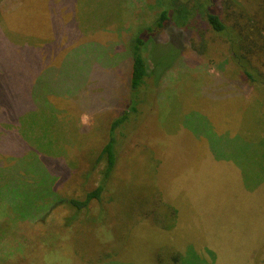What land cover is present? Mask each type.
I'll return each instance as SVG.
<instances>
[{"label": "rangeland", "instance_id": "374dc122", "mask_svg": "<svg viewBox=\"0 0 264 264\" xmlns=\"http://www.w3.org/2000/svg\"><path fill=\"white\" fill-rule=\"evenodd\" d=\"M125 1L82 0L79 9L77 5L78 16L99 29L76 41L79 36L75 38L68 26L74 12L63 13L62 19L67 23L63 31L59 27L61 19L55 16L57 25L53 31L50 13L54 6L60 7L61 0L53 4L52 0H0V18L9 35L12 32L17 44L30 40L29 44L34 46H29L34 48L31 58L25 54L15 56L14 47L0 38V65L1 70L5 69L1 78L14 91L7 96L0 90V100L15 106V115L24 114L28 110L27 99L37 88L41 90V100L56 107L55 121L61 125L74 119L72 129L82 126V146L64 144L70 151V162L90 159L99 153L111 122L127 109L131 62L119 56L114 58L120 87L117 93L121 94L117 105L106 109L101 106L107 103L96 98L104 87L92 90L93 101L102 103L95 109L89 101L80 103L77 96L57 97L65 88L61 85L65 84L60 79L61 70L68 63L72 64V72L90 69L92 55L85 40L95 39L90 45L96 47L98 41L107 49H111L113 42L125 44L136 29L152 24L159 12L158 8L148 6L157 0H127L132 11L125 14ZM189 1L193 4L197 0ZM237 2L220 0L217 6L234 32L244 33V53L254 68L264 74V4L260 0ZM121 17L124 24L120 23ZM197 20L184 29L170 25L145 52L150 73V87L145 94L153 100V106L140 122L133 120L120 130L119 164L103 202L94 201L88 210L74 215L82 230L95 226V233L102 236L103 246H107L106 255L110 250L117 252L116 261L121 264H160L158 254L162 247L164 251L165 247H174L182 253L194 250L213 264H264V152L258 148L264 142V132H248L246 126L235 120L236 111L231 110L241 97L249 100L259 95V101L264 102V91L256 90L242 78L223 36L203 19ZM69 36L71 46L66 44ZM79 45L81 53L74 57L72 50ZM125 47L121 45L120 49ZM47 64L50 67L45 77L41 70ZM75 76H66L72 88L87 74ZM143 108L139 105V110ZM208 120L214 125L212 131L206 126ZM214 134L231 138L226 143L227 151L220 150ZM240 136L250 145L241 146ZM239 146L241 150L251 149L237 156ZM9 156L0 152V160L6 164L2 176L7 180L20 164V160L10 162ZM28 163L27 157L26 164H21L24 175ZM51 166L57 168L55 164ZM102 167L103 163L88 178L85 168L71 172L68 180L60 184L63 197L81 198L94 189ZM256 172L259 176L255 180ZM168 204L178 209L173 226L168 219L173 215L172 209L166 212ZM74 213L62 208L41 221V225L11 213L0 216V264H55L57 255H61V263L71 264L67 262L70 255L73 261L76 258L65 225ZM36 238L40 241L35 245ZM114 260L104 258L105 264H113Z\"/></svg>", "mask_w": 264, "mask_h": 264}, {"label": "trees", "instance_id": "16d2710c", "mask_svg": "<svg viewBox=\"0 0 264 264\" xmlns=\"http://www.w3.org/2000/svg\"><path fill=\"white\" fill-rule=\"evenodd\" d=\"M54 1L55 0H52V4ZM81 1L82 0H61L59 8L53 7L50 13L53 31L57 25L55 16L61 19L59 27H61V31L64 30L67 23L65 18L62 19V16L64 15L63 13L66 14L67 11H71L72 14L74 12V15H72L73 18L69 21L68 26L73 30V36L75 38L79 36L76 41L84 37L83 35H89L90 32L93 34L96 29H99L98 25H95L97 26L96 28H92L88 21L84 22L81 20V16H78V9ZM260 1L264 4V0ZM125 2L127 4L126 14L129 13L131 8L128 6V1L126 0ZM189 2V0H157L154 5H148L150 8L156 7L159 9L153 23L136 29L133 34H131L129 40H127V43L113 42L111 49H107L108 46H104L98 41H96V43L99 44L98 46L95 47L90 45V42H95V39H91V41L85 40L87 43H84V45L89 47V54L92 55L90 69H76L73 71L75 73H73L72 64L68 63L67 65H63L60 79L65 82V84H61L65 88L63 91L57 93L56 96H62L64 98L77 96L80 103L84 104L86 101H89V104H92L95 109L102 103L93 101L95 95L92 93V90L104 87V90L96 95V98L101 97L103 102L107 103L101 106H105L106 109L109 106L117 105L121 94V92L119 94L117 93L120 87H118L119 77L115 74L114 58L119 56L121 60H129L131 62V73L127 91V109L113 119L100 152L93 151V153H96L94 156L91 155L90 159L82 158L77 162L74 160L70 162V151L67 150L64 144L70 143L73 145L76 143L82 146L80 145V143H84V132L81 134L82 126H76L72 129L74 119L71 120L72 123L68 121L61 125L59 122L55 121V117L57 116L55 112L56 107H52V104L48 101L43 102L41 100V90L39 91L36 88L33 95L29 96L25 106L28 110L24 114L18 113L15 115L12 110L16 109V107L5 100H0V152L10 155L8 157L10 158V162H17L20 160V164H17V169H14L15 172L11 173L8 180L5 176H2L4 170H6V164L3 159L0 160V216L11 213L14 214L12 215L13 217L16 216L18 219L20 218L28 222L32 221L34 225H41V221L49 219V217L53 216L55 212H58L62 208H67L68 211L75 212L72 218L69 217L67 219L65 225V227L69 229L67 234L72 239V251L75 254L74 258H76V260L73 261L71 255L69 259L67 257V262H71V264H105V256L111 259L113 258V260L115 259L113 264H121V262L119 263L116 261V257L118 256L117 252L112 253L110 252L111 250H108V255H106L105 249L107 251V246L106 244L103 246L102 236L95 233V226H90L89 229L82 230L78 220L74 221L76 217L74 215L88 210L94 201L98 203L103 202V195L107 191L109 182L114 178L119 164L118 134L120 130L125 128L133 120L140 122L153 106V100L145 94L146 88L150 87L147 83L150 73L148 71L145 52L150 49L152 42H156L157 36L161 32H164L165 29L172 24L176 25L178 28L184 29L191 27L192 23H195V20L198 21L197 18L203 19L210 28L218 35L223 36L228 42L231 52L230 58L238 67L239 73L245 82L258 91H264V74L254 68L247 57L248 55L244 53V33H235L233 27L231 25L229 26V24L223 20L222 12L217 6L220 0H197L193 4ZM231 3L237 4L238 2L237 0H231ZM120 23L124 24L125 20L123 18L120 19ZM0 30L2 31L0 32V38H3L5 43L14 47L13 53H15V56L18 54H25L26 57L31 58V51L34 48H30L29 46H34L33 44H29L30 40H25L26 42L23 44H17L18 42L14 39L12 32L9 35L7 29H5L4 21L1 18ZM59 38V34H56V39ZM71 43V36H69L66 44L70 45ZM9 45H7V48L10 47ZM121 45H125V49H120ZM53 46L54 45H51V47ZM117 46H119L118 52L116 51ZM81 49L82 47L79 45L72 50L74 57L81 53ZM38 50L40 51L42 48ZM111 52L114 54L113 56H111ZM2 58L3 57H0V59ZM1 66L2 65H0V90H3L7 96H10L14 94V91L10 90V86L7 82H3L1 76L3 72H5V69L1 70ZM49 67V64L43 66L44 69L42 68L41 70L43 76H48ZM84 72L87 76L72 88L67 78L72 74L73 77H77L75 74H82ZM67 74L69 77H66ZM113 89L117 90L113 91ZM255 96H252L249 100L240 96L241 98L237 100V103L232 106L231 110L236 111L237 116H235V120L240 121L243 126H246L248 132L258 133L264 132V130L258 129H264V102L259 101V95L256 98ZM258 102H260V105L256 106ZM139 105H143L144 108L139 110ZM68 116L72 117L71 115ZM194 118L195 116H193V119ZM206 119L208 118L206 117ZM206 126L211 131L214 129V125L209 120ZM68 132H71L70 135H68ZM78 132L79 134H77ZM215 135L216 134L213 135V138L219 140L218 146L220 150L227 151L226 143L230 141L231 138L229 137L227 140L223 139L221 135L218 137ZM244 139L243 137L239 138L241 146L243 144H249V142ZM214 142L215 140H213V143ZM252 144L254 143H251V145ZM260 144L262 146L258 148L263 153L264 142ZM241 146H239V151H235L237 156H239V153L243 154L249 152L251 149L250 147L249 150H241ZM214 147L217 154H220L218 147L216 145H214ZM253 152L256 153V149H254ZM27 157L29 159V167H25L26 174L24 175L21 172L23 169L21 168V164L23 161L26 164ZM102 163L103 167L100 171V180L94 189L85 192L81 198L63 197L60 192V184L68 180L72 174L71 172L76 171L78 168H85L87 170L86 177L88 178ZM51 164H55L57 168H52ZM65 173L68 175H65ZM253 175L255 180L259 176L257 172ZM171 209L173 215L169 216L168 219L173 226L176 222V217H178V209H174V207L169 204L166 205V212L168 210L171 211ZM102 215L103 216L99 220L100 223L103 222L104 214ZM2 232L3 234L6 233L5 230ZM39 241L40 239L36 238L35 245ZM46 243L48 244L47 241H45V244ZM54 246L55 243H52V247ZM165 248V251L164 247L160 248L158 254L160 264H213V262L208 261L205 257H201L194 250L182 253L181 251L173 250L174 247ZM51 255L53 256L55 254L51 253ZM54 259L55 264H63L60 262L61 255H57Z\"/></svg>", "mask_w": 264, "mask_h": 264}, {"label": "clouds", "instance_id": "9594fccd", "mask_svg": "<svg viewBox=\"0 0 264 264\" xmlns=\"http://www.w3.org/2000/svg\"><path fill=\"white\" fill-rule=\"evenodd\" d=\"M85 121H87V118L85 117Z\"/></svg>", "mask_w": 264, "mask_h": 264}]
</instances>
